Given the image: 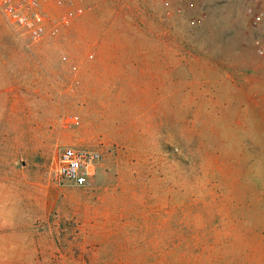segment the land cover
I'll return each mask as SVG.
<instances>
[{
    "label": "rangeland",
    "instance_id": "obj_1",
    "mask_svg": "<svg viewBox=\"0 0 264 264\" xmlns=\"http://www.w3.org/2000/svg\"><path fill=\"white\" fill-rule=\"evenodd\" d=\"M76 3L34 46L0 18V264H264V63L243 0ZM90 56L133 57V87L82 84ZM65 146L98 151L86 185L54 172Z\"/></svg>",
    "mask_w": 264,
    "mask_h": 264
},
{
    "label": "built area",
    "instance_id": "obj_2",
    "mask_svg": "<svg viewBox=\"0 0 264 264\" xmlns=\"http://www.w3.org/2000/svg\"><path fill=\"white\" fill-rule=\"evenodd\" d=\"M243 5L246 28L254 33L256 54L264 63V0H243ZM83 13L76 0H0V18L29 46L46 36L59 35ZM68 124L78 126L79 118L71 117ZM99 159L94 149L65 146L55 157L53 168L58 176L81 187L88 183Z\"/></svg>",
    "mask_w": 264,
    "mask_h": 264
},
{
    "label": "crops",
    "instance_id": "obj_3",
    "mask_svg": "<svg viewBox=\"0 0 264 264\" xmlns=\"http://www.w3.org/2000/svg\"><path fill=\"white\" fill-rule=\"evenodd\" d=\"M99 28H103L102 26ZM132 53V52H131ZM133 55V53H132ZM83 61L84 73L81 74L82 84L88 85H114L133 87V57L127 61L104 62L99 58ZM87 70V71H86ZM125 90H123L124 92ZM120 94V93H119ZM106 99V98H105ZM121 100H129V97L120 96ZM43 204L42 200L31 199V205Z\"/></svg>",
    "mask_w": 264,
    "mask_h": 264
}]
</instances>
